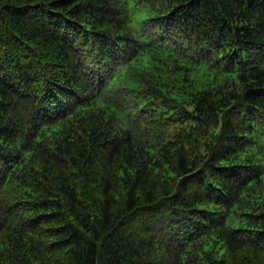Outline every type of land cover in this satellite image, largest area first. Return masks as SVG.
Masks as SVG:
<instances>
[{
  "label": "trees",
  "instance_id": "obj_1",
  "mask_svg": "<svg viewBox=\"0 0 264 264\" xmlns=\"http://www.w3.org/2000/svg\"><path fill=\"white\" fill-rule=\"evenodd\" d=\"M0 264H264V0H0Z\"/></svg>",
  "mask_w": 264,
  "mask_h": 264
},
{
  "label": "bare ground",
  "instance_id": "obj_2",
  "mask_svg": "<svg viewBox=\"0 0 264 264\" xmlns=\"http://www.w3.org/2000/svg\"><path fill=\"white\" fill-rule=\"evenodd\" d=\"M229 18V17H228ZM242 23V22H241ZM240 31V30H239ZM144 33V32H143ZM245 34V33H244ZM242 35V34H241ZM168 36V35H167ZM149 41V40H148ZM148 43H150V42H148ZM180 217V216H179ZM167 222V221H166ZM176 226V225H175ZM170 228V227H169ZM79 232H81V231H79Z\"/></svg>",
  "mask_w": 264,
  "mask_h": 264
}]
</instances>
